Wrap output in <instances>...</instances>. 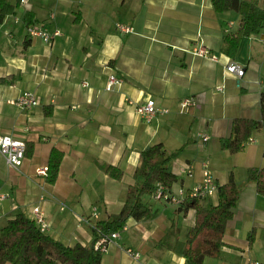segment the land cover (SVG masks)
I'll return each mask as SVG.
<instances>
[{"label": "crops", "instance_id": "1", "mask_svg": "<svg viewBox=\"0 0 264 264\" xmlns=\"http://www.w3.org/2000/svg\"><path fill=\"white\" fill-rule=\"evenodd\" d=\"M7 1L15 7L0 23V134L31 142L33 152L17 167L0 152V191L8 192L0 203V227L18 212L32 217L38 205L47 223L44 232L66 245H89V221L121 208L140 150L161 142L166 154L182 148L169 162L177 176L172 191L194 185L204 168L219 185L230 172L239 185L221 253L205 257L202 264L264 263V195L246 180L248 167L264 173V133L253 130L235 153L219 146V138L230 134L233 117H260L264 29L243 37L231 58L222 52V37L236 29L238 14L216 12L211 0ZM25 17L58 27L60 34L45 44L26 33ZM117 21L133 31L118 30ZM200 41L215 59L190 52ZM229 60L244 68L240 78L225 70ZM110 73L121 81L107 89ZM8 77L10 82L1 81ZM25 89L36 91L40 100L26 113L7 101ZM127 98L136 103L153 98L167 111L147 120ZM185 98L189 104L181 107ZM53 147L63 157L55 182L48 183L34 170L48 163ZM107 164L120 167L122 177L109 176ZM183 164H191V175L179 172ZM143 200L152 204L155 215L129 217L125 229L100 252V264H188L174 246L194 224V209L180 210L152 195Z\"/></svg>", "mask_w": 264, "mask_h": 264}, {"label": "trees", "instance_id": "2", "mask_svg": "<svg viewBox=\"0 0 264 264\" xmlns=\"http://www.w3.org/2000/svg\"><path fill=\"white\" fill-rule=\"evenodd\" d=\"M216 12L235 11L238 14L237 26L233 31L223 34L222 52L233 58L243 37L259 34L264 29V0H211ZM14 5L7 0H0V23L4 17L14 13ZM26 24L31 22L25 17ZM2 55L0 51V62ZM12 79L1 78L2 82ZM260 117H233L230 134L219 138V146L231 153L243 150L244 144L253 130L261 129L264 133V91L259 96ZM48 113V112H47ZM182 148L166 154L161 142L153 143L140 150L134 169V181L127 187L126 197L121 208L108 218L90 220L93 239L89 245L74 243L66 245L44 232L34 218L22 212L16 213L0 227V264H100L101 253L95 249L94 242L101 234L120 230L129 218L145 219L155 215L156 209L144 195H152L157 182L170 187L177 176L169 168V162L178 155ZM33 152V144L25 142V156ZM262 153L264 157V140ZM63 152L51 148L48 156V183H54ZM104 171L115 179H120L123 170L107 164ZM246 180L254 182L257 191L264 195V173L255 166L246 170ZM240 193L232 172L228 180L218 186L216 203L207 202L194 196H186L178 204L179 209H194V224L186 231L184 237L178 238L174 250L183 256L188 264H202L205 257H218L225 244L223 233L227 221L233 215V209ZM254 232L248 235V244H252Z\"/></svg>", "mask_w": 264, "mask_h": 264}, {"label": "built area", "instance_id": "3", "mask_svg": "<svg viewBox=\"0 0 264 264\" xmlns=\"http://www.w3.org/2000/svg\"><path fill=\"white\" fill-rule=\"evenodd\" d=\"M20 3H25L28 0H19ZM115 26L118 30L122 32H132L133 27L131 25L125 24L123 22H115ZM25 31L29 36L38 37L45 44H50L53 39L60 34V29L58 27L49 28L45 24L40 22H30L25 25ZM264 36V34H262ZM264 38V37H263ZM190 52L193 55L205 56L210 59H215L216 55L209 53L207 46L200 41L195 44ZM225 70L234 75L236 78H240L244 73V68L236 61L229 60L225 65ZM121 79L115 74L110 73L108 75L107 89H111L113 85L119 83ZM259 82L264 83V77L259 78ZM9 103L18 107L21 112L26 113L28 110L39 105L40 100L38 94L34 90L25 89L22 90L17 96L9 98L7 100ZM190 99L185 98L181 101V107H186L189 104ZM127 102L131 104L134 110L142 115L145 119L149 120L157 111L166 112V108H159L153 98H148L144 103H136L134 100L127 98ZM26 129V128H25ZM203 139H207V135H203ZM0 152L3 154L5 161L8 165L17 167L21 164L22 159L25 156V141L21 138H15L10 134H0ZM47 165H39L35 167V173L37 175L46 176L47 175ZM179 172L186 175H191L192 166L191 164H183L179 167ZM218 186L219 184L215 180L211 171L207 168L203 169L202 177L194 185L189 188L183 185L179 186L175 191H172L170 187H164L163 184L157 182L156 190L152 194L155 199L165 200L167 202L179 204L182 202L186 196H194L203 199L207 202L216 203L218 197ZM8 197V192L0 191V203L5 198ZM92 215L96 216V206L92 208ZM1 217V212H0ZM32 218L35 219L36 224L41 230L47 227V223L43 218V212L38 205L34 206L32 209ZM126 224L122 226L121 229H125ZM120 229V230H121ZM116 230L109 234H101L94 242V247L99 252H104L107 250L108 244L119 235V231ZM127 251L132 254L133 257L137 258L139 256L138 251H132L127 249ZM247 264H264L257 260H249Z\"/></svg>", "mask_w": 264, "mask_h": 264}, {"label": "rangeland", "instance_id": "4", "mask_svg": "<svg viewBox=\"0 0 264 264\" xmlns=\"http://www.w3.org/2000/svg\"><path fill=\"white\" fill-rule=\"evenodd\" d=\"M232 11H233V10H232ZM249 139H250V137H249ZM249 139H248V140H249ZM234 153H235V152H234ZM217 199H218V198H217ZM159 200H161V199H159ZM163 201H165V200H163ZM39 208H40V207H39ZM40 209H41V208H40Z\"/></svg>", "mask_w": 264, "mask_h": 264}, {"label": "water", "instance_id": "5", "mask_svg": "<svg viewBox=\"0 0 264 264\" xmlns=\"http://www.w3.org/2000/svg\"><path fill=\"white\" fill-rule=\"evenodd\" d=\"M149 146H146V148H148Z\"/></svg>", "mask_w": 264, "mask_h": 264}]
</instances>
